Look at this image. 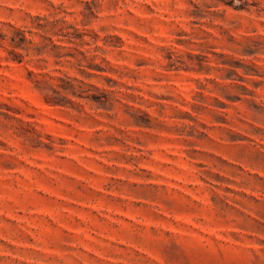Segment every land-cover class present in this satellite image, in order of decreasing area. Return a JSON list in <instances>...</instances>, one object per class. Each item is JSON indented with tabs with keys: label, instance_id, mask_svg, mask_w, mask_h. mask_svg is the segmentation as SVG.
Returning <instances> with one entry per match:
<instances>
[{
	"label": "rangeland",
	"instance_id": "obj_1",
	"mask_svg": "<svg viewBox=\"0 0 264 264\" xmlns=\"http://www.w3.org/2000/svg\"><path fill=\"white\" fill-rule=\"evenodd\" d=\"M0 264H264V0H0Z\"/></svg>",
	"mask_w": 264,
	"mask_h": 264
}]
</instances>
